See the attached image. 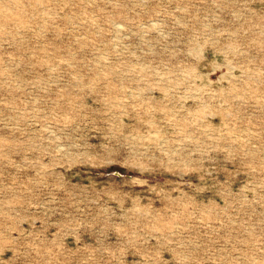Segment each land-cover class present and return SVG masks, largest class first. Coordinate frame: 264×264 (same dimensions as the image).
<instances>
[{
  "label": "rangeland",
  "instance_id": "rangeland-1",
  "mask_svg": "<svg viewBox=\"0 0 264 264\" xmlns=\"http://www.w3.org/2000/svg\"><path fill=\"white\" fill-rule=\"evenodd\" d=\"M0 264H264V0H0Z\"/></svg>",
  "mask_w": 264,
  "mask_h": 264
}]
</instances>
